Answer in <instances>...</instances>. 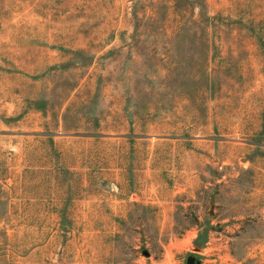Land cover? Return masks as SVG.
<instances>
[{"label":"rangeland","instance_id":"374dc122","mask_svg":"<svg viewBox=\"0 0 264 264\" xmlns=\"http://www.w3.org/2000/svg\"><path fill=\"white\" fill-rule=\"evenodd\" d=\"M0 264H264V0H0Z\"/></svg>","mask_w":264,"mask_h":264}]
</instances>
